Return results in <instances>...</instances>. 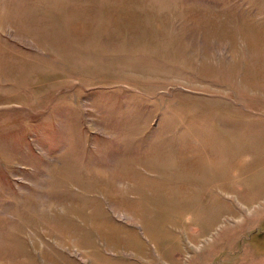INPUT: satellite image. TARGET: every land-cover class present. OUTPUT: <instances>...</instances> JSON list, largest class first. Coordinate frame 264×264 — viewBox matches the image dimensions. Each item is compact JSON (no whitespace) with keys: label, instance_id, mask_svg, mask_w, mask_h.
<instances>
[{"label":"rangeland","instance_id":"rangeland-1","mask_svg":"<svg viewBox=\"0 0 264 264\" xmlns=\"http://www.w3.org/2000/svg\"><path fill=\"white\" fill-rule=\"evenodd\" d=\"M0 264H264V0H0Z\"/></svg>","mask_w":264,"mask_h":264}]
</instances>
